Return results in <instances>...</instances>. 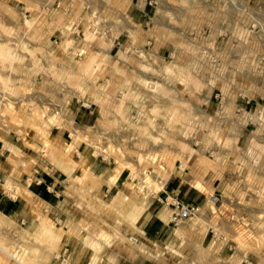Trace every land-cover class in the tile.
<instances>
[{"label":"rangeland","instance_id":"1","mask_svg":"<svg viewBox=\"0 0 264 264\" xmlns=\"http://www.w3.org/2000/svg\"><path fill=\"white\" fill-rule=\"evenodd\" d=\"M0 140L17 146L0 155L16 170L0 172L5 199L40 168L60 179L86 159L110 183L122 172L105 196L102 180L65 175L85 187L68 207L85 246L114 260L187 153L264 154V0H0ZM60 212L37 201L25 210L36 224L0 217V264H68L46 218Z\"/></svg>","mask_w":264,"mask_h":264},{"label":"crops","instance_id":"2","mask_svg":"<svg viewBox=\"0 0 264 264\" xmlns=\"http://www.w3.org/2000/svg\"><path fill=\"white\" fill-rule=\"evenodd\" d=\"M14 147L17 146L0 140V155L16 154ZM258 152L259 148L237 147L233 152L219 150L213 157L201 147L187 153L191 155L185 157L184 164L179 162L177 166L175 162L149 203L148 207L155 204L152 212L138 216L131 231L128 226L125 229L131 233L132 241L114 254V260H108L104 254L98 257L85 246L81 228L84 219L81 216L74 219L68 210L72 199L85 187L71 183L65 175L87 173L92 179L102 180L93 190L103 188L105 196L119 190L122 172L110 183L107 169L101 170L86 159L85 167H63L60 179L56 172L40 168L38 174L34 170L38 176L28 179L24 187L19 179L12 183L14 194L19 189L17 196L5 199L0 193V217L13 228L31 226L38 223V218L26 215L25 210H30L34 202L41 201L45 209L61 207L58 217L46 218L62 229L68 264H166V257L177 254L188 255V264H264V154ZM5 162L6 167L0 172L16 173L9 161ZM209 193L220 197L218 205L212 207L208 203ZM176 200L198 207L199 214L176 222L172 213ZM183 241L187 249H179Z\"/></svg>","mask_w":264,"mask_h":264},{"label":"built area","instance_id":"3","mask_svg":"<svg viewBox=\"0 0 264 264\" xmlns=\"http://www.w3.org/2000/svg\"><path fill=\"white\" fill-rule=\"evenodd\" d=\"M208 203L214 207L219 204L220 197L216 194L209 193L207 196ZM200 209L195 206H189L184 202L176 200L173 204V218L176 222L184 221L198 215Z\"/></svg>","mask_w":264,"mask_h":264},{"label":"bare ground","instance_id":"4","mask_svg":"<svg viewBox=\"0 0 264 264\" xmlns=\"http://www.w3.org/2000/svg\"><path fill=\"white\" fill-rule=\"evenodd\" d=\"M123 28H124V27H123ZM155 40H156V39H155ZM120 169H121V168L116 169V170H117L116 172L120 171Z\"/></svg>","mask_w":264,"mask_h":264}]
</instances>
